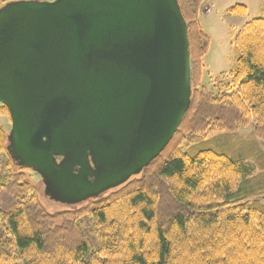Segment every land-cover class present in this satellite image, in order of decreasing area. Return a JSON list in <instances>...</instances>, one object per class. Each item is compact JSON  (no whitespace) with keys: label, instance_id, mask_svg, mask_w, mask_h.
Listing matches in <instances>:
<instances>
[{"label":"trees","instance_id":"1","mask_svg":"<svg viewBox=\"0 0 264 264\" xmlns=\"http://www.w3.org/2000/svg\"><path fill=\"white\" fill-rule=\"evenodd\" d=\"M178 1L190 39L191 105L139 175L51 212L34 171L7 152L0 125V264H264V152L222 138L253 126L264 143V17L239 30L231 70L208 88L201 71L210 36L200 22L207 0Z\"/></svg>","mask_w":264,"mask_h":264},{"label":"water","instance_id":"2","mask_svg":"<svg viewBox=\"0 0 264 264\" xmlns=\"http://www.w3.org/2000/svg\"><path fill=\"white\" fill-rule=\"evenodd\" d=\"M178 0H11L0 7L7 152L78 206L139 175L191 105Z\"/></svg>","mask_w":264,"mask_h":264},{"label":"rangeland","instance_id":"3","mask_svg":"<svg viewBox=\"0 0 264 264\" xmlns=\"http://www.w3.org/2000/svg\"><path fill=\"white\" fill-rule=\"evenodd\" d=\"M208 1L202 9L200 17L203 29L210 36L208 51L203 57L204 67L201 71V85L212 88L213 84H217L221 74L229 72L233 66L235 56L233 42L236 34L251 19L264 17V0H210L209 5ZM237 5H245L247 11L245 13L231 12V9ZM204 12L207 13L203 15ZM0 125L8 134L12 120L8 108L1 103ZM222 138L226 141L230 140V145L237 148L254 143L264 152V143L256 138L253 126L240 128L236 133ZM221 148L217 147L216 149L220 150ZM33 176L40 198L49 211L54 212L69 208V206L49 198L44 192L41 176L36 172L33 173ZM83 228L91 243L97 246L92 229L86 224L83 225Z\"/></svg>","mask_w":264,"mask_h":264},{"label":"crops","instance_id":"4","mask_svg":"<svg viewBox=\"0 0 264 264\" xmlns=\"http://www.w3.org/2000/svg\"><path fill=\"white\" fill-rule=\"evenodd\" d=\"M209 4H210V0L208 1V5H209ZM206 13H207V12H204L203 15L206 14Z\"/></svg>","mask_w":264,"mask_h":264}]
</instances>
